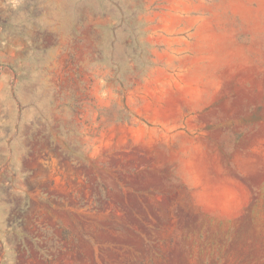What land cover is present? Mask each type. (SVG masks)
<instances>
[{"label":"rangeland","instance_id":"1","mask_svg":"<svg viewBox=\"0 0 264 264\" xmlns=\"http://www.w3.org/2000/svg\"><path fill=\"white\" fill-rule=\"evenodd\" d=\"M0 264H264V0H0Z\"/></svg>","mask_w":264,"mask_h":264}]
</instances>
